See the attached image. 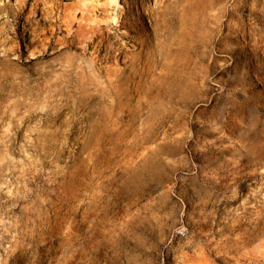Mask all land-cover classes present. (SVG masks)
<instances>
[{
  "label": "rangeland",
  "instance_id": "obj_1",
  "mask_svg": "<svg viewBox=\"0 0 264 264\" xmlns=\"http://www.w3.org/2000/svg\"><path fill=\"white\" fill-rule=\"evenodd\" d=\"M0 264H264V0H0Z\"/></svg>",
  "mask_w": 264,
  "mask_h": 264
},
{
  "label": "bare ground",
  "instance_id": "obj_2",
  "mask_svg": "<svg viewBox=\"0 0 264 264\" xmlns=\"http://www.w3.org/2000/svg\"><path fill=\"white\" fill-rule=\"evenodd\" d=\"M111 2L115 1V0H110ZM107 3V2H106ZM110 3V2H109Z\"/></svg>",
  "mask_w": 264,
  "mask_h": 264
}]
</instances>
